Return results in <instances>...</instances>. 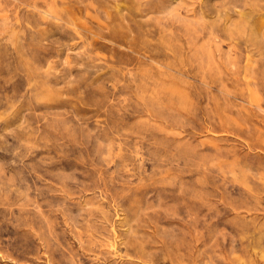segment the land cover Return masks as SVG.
<instances>
[{
    "label": "rangeland",
    "instance_id": "374dc122",
    "mask_svg": "<svg viewBox=\"0 0 264 264\" xmlns=\"http://www.w3.org/2000/svg\"><path fill=\"white\" fill-rule=\"evenodd\" d=\"M0 264H264V0H0Z\"/></svg>",
    "mask_w": 264,
    "mask_h": 264
}]
</instances>
